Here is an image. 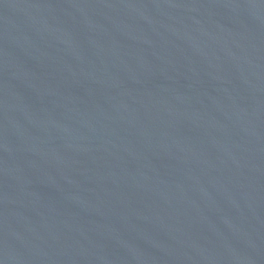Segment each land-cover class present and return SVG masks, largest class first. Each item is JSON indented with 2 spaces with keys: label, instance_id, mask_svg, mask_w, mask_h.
I'll use <instances>...</instances> for the list:
<instances>
[{
  "label": "water",
  "instance_id": "water-1",
  "mask_svg": "<svg viewBox=\"0 0 264 264\" xmlns=\"http://www.w3.org/2000/svg\"><path fill=\"white\" fill-rule=\"evenodd\" d=\"M0 264H264V0H0Z\"/></svg>",
  "mask_w": 264,
  "mask_h": 264
}]
</instances>
